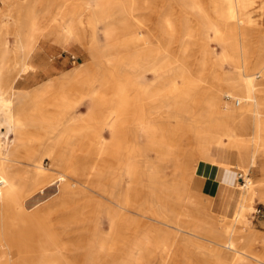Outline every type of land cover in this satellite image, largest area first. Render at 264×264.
<instances>
[{
  "label": "rangeland",
  "instance_id": "obj_1",
  "mask_svg": "<svg viewBox=\"0 0 264 264\" xmlns=\"http://www.w3.org/2000/svg\"><path fill=\"white\" fill-rule=\"evenodd\" d=\"M249 1V6L245 11L250 25L248 29V42L245 44L250 53V57L246 60V68H250L255 62L256 56L262 49V39H264V0ZM137 2L138 11L133 14L136 19L134 17L132 18L133 21L138 22L137 28L136 30L130 27L125 28L118 35H115V48L121 51L120 47L122 45H118V43L120 44L123 39L131 38L122 50L127 51L128 54H132L142 49V47H138V44L135 42L136 40H134L136 37H141L145 39L143 48L157 49L158 53H164L165 57L168 56L170 60L167 62L164 61V65L157 70L158 72H154L148 71L154 58L146 57V60L141 61L146 72L140 81H136L133 71L128 67V63L118 61L109 64L102 62L100 63L101 65L87 67V75H80L78 82L66 80L63 74H61L59 78L53 80V86L42 94V101L36 107V110L39 112L54 117L57 114L64 116L68 112L69 107H73L72 112L75 117L85 116L94 99L98 96L101 97V107L97 109L99 115L96 121L91 124L89 123V125L80 124L76 126L78 130L76 129L75 131L84 135L86 139L81 151L75 156V160L78 161L77 166L82 169L77 176L71 175V182H79L76 185L74 193L69 198H64L58 196L55 191H50L44 196H39L40 198L36 200L37 203L29 208L32 212L42 208L52 209L55 207L56 210L58 209L56 212H52L53 215L51 214L49 217L50 220H47L48 228L56 236L58 235L57 237L62 244L76 250L75 260L82 264H123L127 256L130 257V261L132 260L133 263L135 257H138V255L142 256L144 264H160L165 258L166 254L160 239L155 249L144 251L140 254H138V250L130 249L131 242L136 238L135 234H140V236L142 234L144 235L150 224L147 220V215L143 214V212L145 213L147 211L145 204L147 196L145 188L142 187L143 184L148 182L144 174H148L149 168H144V173L137 174L139 184L137 187L134 185L137 180L130 178L132 174L127 175L119 168V164L124 162L127 156L126 147L128 144H132V140H138V143L142 147L146 146L145 148L138 149L143 151L144 155L146 154V158L149 161H155L157 159L156 153L152 149H155V151L158 150L157 152L160 149H166L165 144V146L159 145V139L169 140L170 148L175 150L176 156H169L167 158L169 164L163 162L166 164V167L163 164L165 174L169 179L175 178L170 162L180 163L181 160L183 165L185 163L189 164L188 174L195 187L193 191L198 194L205 193L206 191L209 192L210 189H214L215 187L216 183L206 187L204 180L200 179L201 174L199 171L205 165L211 163L209 162L210 158L216 154L218 155L228 145L224 157L228 158L231 162L234 160V153L232 154V152L236 148V143L232 138H225V144L219 147L214 144L211 145L212 147L199 145L196 134L202 130V125L192 122L194 119L202 116L199 110L198 100L200 99L198 97L196 98L195 106L192 108L193 110L189 111H186L187 109L178 111L176 108L166 109L164 103L162 111H167L171 115L170 119L166 120L160 114L162 111L158 109V103H156L158 100H155L152 94L154 90L160 89L162 85L168 87L174 84L179 88L182 87L183 81L180 76L174 72L169 77L168 71L177 64V60L181 58L180 56L183 52L186 54L184 62L194 75L197 73L198 64L204 63L205 68L208 70L204 74L205 77H203L204 82L201 86L203 92H200L199 95H202L215 85V82L207 77L210 74L209 71L214 69L220 70L222 73L232 71L230 63L228 61L221 62V60L225 51L233 53V50L228 44H224L216 38L217 31L222 29L224 25L230 23L223 14L225 7L224 1L137 0ZM96 4L97 0H0L1 11L8 10V13H2V17H0V31L2 36L6 38V44L3 48L7 49V51L9 49L10 51L13 50L9 53L15 65L24 58V54L19 48L22 43H26V37H29L32 32L27 25H24L28 21V19H25L28 14L26 13L27 7L33 14L35 12L34 15L31 14L30 16L37 18L38 26L41 27L44 25L41 28L37 26V32L39 34L36 33L34 36L36 41L33 43L31 51H33L34 47V51H39L44 47L54 48L60 50V52L65 51V54L70 57V70L68 72L75 70L78 64L87 65L90 63V59L86 51L96 48V51L102 52L108 49L104 25L96 23L94 30L91 28H80L77 25L79 16H82L81 18L93 17V11L91 9ZM114 15L113 19L117 23L118 15ZM167 18L174 24L175 33L171 38L163 33L161 27L162 22ZM56 21L60 22V26L63 27L64 31L68 30L70 26L75 25L74 32L78 40L71 42L73 48L68 46V50H64L50 40H39ZM183 23H188L190 26V37L185 38V41H183L185 37V30L182 27ZM237 24L238 22H235L236 26ZM116 25L119 28L118 23ZM21 29L27 31L25 36L20 35V32H22ZM91 35H94L96 43H94V40L90 42L91 38H93ZM38 40L39 42L37 43ZM59 42L63 44L62 39ZM100 44L102 45L99 49ZM184 44H186L185 50H183ZM77 47L84 52L78 53ZM20 52L22 53V58L18 59ZM203 56L206 57L204 61L202 60ZM16 80H13L11 84L13 85V89L18 91L14 87ZM102 81H104L103 84ZM254 83L264 85V75H256ZM62 86L66 87L64 89V95L67 96L65 102H60L63 91L60 88ZM36 90L24 91V95L16 99L14 98V102L12 101V105L9 107L5 108L0 104V115H3L2 111L4 114L8 112L21 113L23 110L21 111L20 109L31 101V98L36 94ZM162 94V97L160 96L158 98L159 101L165 100L167 98L166 96L173 97L175 92H163ZM5 98L9 100L13 98L11 86ZM222 100L224 103L223 107L226 110H238L243 106L242 102H240V106L235 107L237 99L232 96L227 101L225 98H222ZM55 102H59L60 106L56 108L53 105ZM121 105L123 106L121 107ZM28 108L32 109L30 106ZM261 111V119L263 121L261 141L263 143L260 147L261 151L258 155V163L249 170L247 175L250 179L258 182V184H262L261 189L263 188L264 190V106ZM142 113H145V117L149 118L150 123L157 128L156 138L154 140L145 137L140 131L141 125H139V122L135 121L133 123L137 119L136 117H139L138 115H142ZM173 115H175V118ZM113 121H116L114 126L112 125ZM171 123L177 126L179 125V127H173V129L165 132L159 128L160 124ZM213 124L212 122L209 125L212 127L217 126ZM0 127V132L4 133L5 128ZM64 127L65 124L60 125L56 130V134L61 132ZM205 130L207 131L208 129ZM211 132L213 134V131ZM44 134L43 132L29 131L24 140L23 137L16 138L12 135L9 137V140H13V143H9L7 146L5 145V148L19 146V152L15 159L21 164L17 166V169H27L26 165L32 156L35 155L36 158L41 156L43 145L47 141L45 139H39L40 137L38 138V136ZM33 136H37L38 139L31 138ZM118 137H123L124 139L120 138L121 141L115 140ZM103 146L106 149V153H99L98 150L102 149ZM249 147L248 151L253 150L255 148V141H250ZM208 148L210 151L208 152L212 157L206 158L200 156V151L208 150ZM61 149H67L66 143L62 144ZM128 157L132 159V156ZM226 158L225 160L227 161ZM147 159L142 163L140 162L141 166H144ZM211 165L216 167L217 163ZM218 165H220L218 169L224 171L225 165L219 163ZM42 166L48 171L51 169L50 162L47 160H42ZM232 176L234 185L236 184L235 186L239 188V183H237L235 176ZM241 180L246 184L245 176H241ZM252 183L254 182L251 181ZM92 184H101L104 186V189L102 187L94 188ZM127 189H129V195H127L129 200L128 211L119 214L118 217L116 207L112 203V198L108 194H105L104 191H125ZM125 192L128 193L127 191ZM202 199L211 203L210 212L218 220L221 221L223 217L228 218V220L233 219V210L226 215L215 212L214 208H212V195H202ZM61 205L65 207L59 210ZM252 209L251 212L245 213V221L234 228L233 238L236 241V250L246 256L242 259L243 262L237 264H255L252 259L247 258L253 256L258 257V260L264 263V197L261 193L256 197L254 196ZM185 210L182 212V216H185L186 219L193 222L196 216L186 205ZM111 216L113 217L111 218ZM113 222L116 224L114 225L115 235L110 234L112 224H114ZM231 224H234V220ZM178 236L180 241L181 235ZM204 239L210 240L209 237H205ZM97 240L101 243L95 250L94 259L90 262V258L88 259L85 256L87 251L85 248ZM106 245L110 246L109 252H106L104 249ZM171 249L169 252L170 264H183L185 261L197 264L200 260V257L194 258L192 256L193 254L188 247L186 249L181 248L179 251L174 246ZM36 261H38V258H36ZM207 261L209 264L210 260L207 259Z\"/></svg>",
  "mask_w": 264,
  "mask_h": 264
},
{
  "label": "bare ground",
  "instance_id": "obj_2",
  "mask_svg": "<svg viewBox=\"0 0 264 264\" xmlns=\"http://www.w3.org/2000/svg\"><path fill=\"white\" fill-rule=\"evenodd\" d=\"M223 1L225 4L223 14L230 23L224 25L222 29L217 31L216 38L224 44H228L233 50V53L225 51L221 60V62L228 61L232 66V71L222 73L220 70H211L210 68L211 71H209L210 74H208L209 76L207 75V77L214 81L215 85L202 95H199L200 92H203L201 87L204 82L203 77H205L204 74H206L205 72L208 70L205 68L204 63L198 64L197 73L194 75L184 62L186 54L183 52L180 56L181 58L177 60V64L168 71L169 77L170 74L174 72L180 76L183 81L182 87L179 88L174 84L168 87L162 85L160 89L154 90L152 94L154 99L159 101L158 98H160V96L162 97L163 92H175L173 97L166 96L167 98H165V100L156 102L158 103L159 111L163 110L162 107L164 103L166 109L176 108L178 111H183L185 109H187L186 111L193 110L192 108L195 106L197 101L196 98L198 97L200 99L198 100L199 110L202 116L194 119L192 122L202 125V130L196 134L199 145L211 146L214 144L219 147L225 144V138H232L236 143V148L233 150L234 152H232V154L234 153V160L232 163L234 162L236 165H231L230 167L226 161L218 163L225 165V171L232 170L235 172V176H238L239 183L242 182L241 176H245L246 184L243 189L238 190L240 201H237L238 203L235 206L233 219L228 220L224 230H214L210 227H191V222L189 223V220L186 219L185 216H182V212L185 210L184 203L187 193L185 187L188 183L189 164L170 163L175 178L169 179L164 175L163 170L166 164H169L167 158L169 156H176L175 150L170 148L171 145H169V140L159 139L158 141L159 145H166V149H160L159 152H157L158 150L155 151V149H152L157 156L155 161H149L143 151L133 146H127V156L124 159L125 161L119 164L120 170L131 175L137 172V170L144 172V168H149L148 174L145 175L148 181L146 186L147 197L145 200L147 211L145 213L143 212V214L147 215V220L150 224L144 235L142 234L140 236V234H135L136 238L131 242L130 249H136L139 251L138 254H140L144 251L155 249L160 239L163 249L166 251V258L161 264H170L169 252L172 250L171 248L173 246L177 248V251L181 248L186 249L188 247L194 258L200 257L197 264H208L207 259L210 260L209 264H237L243 262L242 259L245 256L243 253L236 250V241L233 238V233L235 231V226L244 222L246 214L253 210L252 204L254 196L256 195L255 184H251V181L247 179L246 175L252 167L257 165L259 159L258 155L261 151L260 147L263 143L261 141V128L263 125L261 109L264 106V85L255 84L254 79L256 75H264V39H262V49L256 56L255 62L250 68H246V60L250 57V53L245 44L248 42V29L250 25L248 22L249 19L246 18L245 11L250 1ZM137 3V0H97V4L91 9V11H93V17L81 18L82 16H79L77 25L80 28H91L92 30H94L96 23L104 25L108 49L102 52L97 51V53L100 54L99 58L101 60L97 65H101L100 63L102 62H105L104 64L116 61L126 62L128 63V67L133 71L136 81H140L145 76L146 72L141 61L146 60V57L154 58L148 70L154 72H158L157 70L164 65V61L167 62L170 58L168 56L165 57L164 53H158L157 49L143 48L145 39L141 37H136L134 40H136L135 42L138 44V47H142V49L132 54H128L127 51L122 50L124 45L128 44L131 38L123 39L120 44L118 43V45H122V47L119 46L121 51L115 48V35H118V33L125 28L130 27L131 29L133 28V30L137 28L138 22L136 23L132 20L134 17L133 14L138 11ZM26 10V13H28V21L24 25H27L32 32L29 37H26V44H21V47L19 46V49L24 54V58L28 57L32 50L33 43L36 41L34 36L38 33L37 26L39 25L37 18L35 16H30L33 13L29 11L27 7ZM2 13L6 14L8 10L4 12L0 10V17H2ZM114 14L118 15L117 23L119 28L113 19L115 16ZM134 19H136V17H134ZM235 22H238L237 26ZM161 27L164 34L170 38L174 36V24L169 18L162 22ZM182 27L185 30V37L183 38V41H185V38L190 37V26L188 23H183ZM74 29L75 25L70 26L68 30L64 31V38H62L63 43H66L68 38L78 40ZM134 34L136 35V33ZM92 37L91 40L89 39L90 42L94 40V43H96L94 35ZM5 44L6 38L2 36L0 31V104L2 107L6 108L12 105V100L5 98L10 90V86H12L10 85L11 82L18 74H22L31 68L27 66L14 68L12 56L7 49L3 48ZM185 45L186 44L183 46V50L186 49ZM202 60H206V57L203 56ZM79 69L80 70L76 73L74 78L71 79L73 82H78L80 75L85 76V74L87 75L88 73L86 67H81ZM103 82L104 81H102V84ZM52 86V83L46 85L41 91V94L37 95L36 98L32 100L30 105L32 109L26 108L18 114L15 112L4 114L2 111L3 115H0V126L5 128V132H0V136L4 137L6 140L1 143L3 146L0 144V264H82L75 260L76 250L62 244L57 237L58 235L56 236L55 233L51 232L50 228H48L47 220L52 212L54 213L58 209L56 210L55 207L52 209L42 208L32 212L29 208L37 203L36 200L40 198L39 196H44L47 192L55 191L58 196L64 198H69V196L74 193L76 185H78L79 182H71V175L77 176L82 169L77 166L78 161L75 160V156L81 151L86 139L84 135L75 131L76 129L78 130L76 126L80 124L89 125V123L91 124L96 121L99 115L97 109L101 107V97L98 96L94 99L86 116L75 117L72 112L73 107H69L68 112H66L64 116L57 114L56 117H54L36 110V107L40 104V101H42V94ZM65 88L66 87L63 86L60 88L63 90L60 102H65L67 100V96L64 95ZM231 96L237 99L235 107H239L240 102H242L243 106L238 110L224 109L222 98H225L227 101ZM53 105L57 108L60 106V103L55 102ZM122 106L123 105H121V107ZM160 114L166 120L171 117L167 111H162ZM138 116L139 117H136L137 119L134 118L135 120L133 123L135 121L139 122V125H141L140 131L146 138L154 140L157 132L156 126L150 123V119L145 117V113H142V115L139 114ZM173 117L175 118V115H173ZM115 122L116 121H113V126ZM212 122L217 126H210L209 124ZM62 124H65V127L61 132L56 134L57 128ZM205 129L208 130L206 131ZM29 131L45 133L42 136H38V138L40 137L39 139L41 140L45 139L47 142L43 145L41 156L39 158H36L35 155L32 156L26 165L27 169L20 170L17 169V166L21 163L15 159L19 152V146L5 148V145L7 146L9 143H13V140H9L11 135L16 138L23 137L24 140ZM211 131H213L214 135ZM31 138L35 139L37 136ZM120 138L121 137L115 138V140L119 141ZM121 139L124 138L122 137ZM250 141H255V148L248 151V148H250ZM65 143L67 149L60 150L62 144ZM208 151L209 148L208 150H201L200 156L210 158L211 154L209 153L210 151ZM98 152L106 153L105 147L103 146ZM128 156H132V159ZM213 157L210 158V161L208 160L211 164H215V161L217 162ZM145 159H147V162L144 163V166H141L140 162H144ZM175 159L177 158L175 157ZM42 160L50 162V171L42 166ZM163 164L165 165L164 168ZM93 187H102L104 189V186L101 184H95ZM104 193L112 198V203L116 207L118 217L119 214L128 211L129 200L126 192L117 193L111 190L110 192L104 191ZM64 207L65 206L61 205L59 210ZM112 217L113 216H111V218ZM233 220L234 224H231ZM161 222L166 223L167 227L169 225L176 226L177 231L172 232L169 229L160 227L159 224ZM112 225L110 234L115 235L114 225L116 224L114 223ZM178 235H181L180 241ZM205 237H209L210 240H205ZM100 243L99 240L93 241L91 245L85 248L87 250L85 256H87L86 258L88 259L90 258V262L94 259L95 250ZM105 247V251L109 252L110 246L106 245ZM36 258H38V261H36ZM247 258L252 259L255 264H264L260 262L256 256ZM123 264H144V261L142 256L138 255L132 263L130 257L127 256ZM183 264L193 263L185 261Z\"/></svg>",
  "mask_w": 264,
  "mask_h": 264
},
{
  "label": "crops",
  "instance_id": "obj_3",
  "mask_svg": "<svg viewBox=\"0 0 264 264\" xmlns=\"http://www.w3.org/2000/svg\"><path fill=\"white\" fill-rule=\"evenodd\" d=\"M0 10H2V8H0ZM26 14V13H25ZM25 19H27V17H25ZM60 22H55L54 25L52 27H50V29H48V31H46L39 40L43 39V40H50L51 42L57 44L58 46H60L62 49L64 50H68V46H71V42L75 41V39L73 38H68L66 40V43H60L59 41L64 38V29L63 27L60 26ZM22 32H20L21 36H25L27 31L25 29H21ZM39 40L37 41V43L39 42ZM36 43V44H37ZM26 43H22V45H25ZM62 45V46H61ZM101 45H99V49L101 48ZM36 46V45H35ZM70 48H73L72 46ZM35 49V47H34ZM33 49V51H34ZM13 51V50H12ZM10 51V49L8 50V52H12ZM31 51V53L28 55V57L23 58L18 64H14V67H22V66H27L31 69H29L28 71L20 74L18 77H16L14 80V87L16 88L15 91L13 89V85L11 86V91H12V96L13 98H11V100L14 102V98L16 99L17 97H20L22 95H24V91H30V90H36V94L31 98V101L27 104L24 105L20 110H25L26 108H28L31 103L32 100L34 98H36L37 95L41 94V91L43 90L44 87H46V85L52 83L53 84V80L56 78H59L61 74H63V76L65 77L66 80H71L74 78V76L76 75V73L80 70L79 68L81 67H92V66H96L101 60L99 58L100 54L97 53L96 48L90 49L89 51H86L89 59H90V63L87 65L84 64H78V66L75 68V70H73L72 72H68L70 70V57L68 55L65 54V51H61L60 50H56L54 48H50V47H44L39 51ZM77 51L78 53H82L84 52L82 49L77 47ZM51 53H53L51 55ZM22 58V53L18 54V59ZM29 59V60H28ZM13 82V81H12ZM11 82V83H12ZM19 110V111H20ZM88 114V112H87ZM86 114V115H87ZM85 115V116H86ZM171 126V127H168ZM173 127L177 128L179 127V125L177 126L176 124H160L159 128L162 129L164 132L173 129ZM127 144V143H126ZM129 145V144H128ZM127 145V146H128ZM133 146L135 148H145L142 147L139 143L138 140H132V144L129 145L128 147ZM228 149V145H226V147H224V149L222 151H220V153H218L219 155H215L214 156V160H217V162L215 161V163H217L216 167H214L213 165H211V163H209L208 165H205L200 172L201 176L200 179L204 180V185L207 187L210 186V184L216 183L214 189H210V191H206L205 193H200L198 194L197 192L195 193L194 190V184L192 182V180L190 179L189 175L187 177V185L185 187V189L187 190L186 193V198H185V205L188 207V209L194 213L195 220H193V222L190 223L191 227H195V228H213L214 230H224V228L226 227V224L228 222V219L223 217V219L220 221L217 218H215V216L210 212V205L211 203L209 201H205L202 199V195L206 196L212 195V208H214L216 213H220L223 215H226L228 213H230L232 210L235 211V207L234 204L236 206V204L238 203L237 201H240V194L238 192L237 186L234 185L233 183V176H235V172H233L232 170H228V171H222L219 170L218 168H220V165H218V162H225V158L224 157L226 155V151ZM226 150V151H225ZM227 159V163H230L228 165H236L234 162H230L228 158ZM172 163V162H170ZM175 163H179V162H175ZM180 163H182V161L180 160ZM187 164V163H185ZM220 164V163H219ZM229 167V166H228ZM164 175L167 176L165 174V171L163 170ZM263 172V171H262ZM142 173V171H138L134 172L132 174V179H136L137 181L134 183V185L137 187L138 184V176L137 174ZM144 173V172H143ZM128 175V174H127ZM145 177V174H144ZM248 177V175H247ZM178 179V177H177ZM235 179L237 181V183H239V179L238 176H235ZM248 179L250 181L254 182V186H255V197L261 193V195L264 197V190L263 188L261 189V185L262 184H258V182L254 181V179H250L248 177ZM118 185V184H117ZM244 182L242 181L241 183H239L238 187L239 189H243L244 188ZM146 186L147 183L143 184V188H145L146 190ZM263 190V191H262ZM125 191H129V189L125 190ZM124 190H117V193L120 192H125ZM127 195H129V192L126 193ZM135 195V194H134ZM137 195V194H136ZM238 196V197H237ZM238 198V199H237ZM137 203V202H136ZM234 215V213H233ZM160 227H164L166 229H169L171 231H177L176 230V226H172L169 225L168 227L166 226V223L161 222ZM168 225V224H167ZM164 252L166 254V251L164 249ZM166 258V255H165ZM164 258V259H165ZM163 259V260H164ZM161 264V263H160Z\"/></svg>",
  "mask_w": 264,
  "mask_h": 264
},
{
  "label": "built area",
  "instance_id": "obj_4",
  "mask_svg": "<svg viewBox=\"0 0 264 264\" xmlns=\"http://www.w3.org/2000/svg\"><path fill=\"white\" fill-rule=\"evenodd\" d=\"M6 140H5V138L4 137H2V136H0V142H5Z\"/></svg>",
  "mask_w": 264,
  "mask_h": 264
}]
</instances>
